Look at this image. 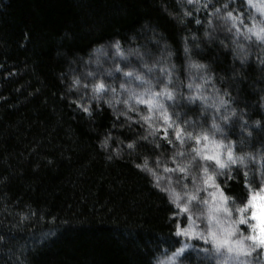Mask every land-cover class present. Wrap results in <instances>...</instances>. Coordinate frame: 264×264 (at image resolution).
Masks as SVG:
<instances>
[{"label": "trees", "instance_id": "trees-1", "mask_svg": "<svg viewBox=\"0 0 264 264\" xmlns=\"http://www.w3.org/2000/svg\"><path fill=\"white\" fill-rule=\"evenodd\" d=\"M250 11L245 0H0V264L176 253L177 209L151 172L176 165L192 133L230 146L235 162L214 180L229 203L248 201L264 183V42L245 43L236 24ZM200 250L180 263L213 264Z\"/></svg>", "mask_w": 264, "mask_h": 264}, {"label": "rangeland", "instance_id": "rangeland-1", "mask_svg": "<svg viewBox=\"0 0 264 264\" xmlns=\"http://www.w3.org/2000/svg\"><path fill=\"white\" fill-rule=\"evenodd\" d=\"M245 1L248 8L251 9L249 13L251 15L247 19L249 20L253 17L254 21H259L255 22V25L252 27L245 24L247 19L236 23L242 33L243 41L246 43L255 38L264 42V0ZM125 95L130 97L139 96V94L130 92L127 89L125 90ZM127 96L126 98H129ZM140 99L141 97H138V100ZM150 103L151 99H148V104ZM191 136H193V133ZM196 143L197 141L195 139L192 140V138L188 139V142L185 143L179 142L181 149L175 157L179 159L178 163L169 168L164 164H156L157 169L154 168L155 170H152L154 172H151V174L154 173L157 185L163 190L166 189L170 199L174 202L177 209L178 226L187 228L188 224L191 223L197 233L212 229L219 236H224L226 235L225 229L231 231L235 226L234 222L239 218L237 209L243 208L244 217L248 221L247 225L239 226L243 230V234L248 235L249 232L258 233L260 227L264 226V183L261 184L258 190L251 192L248 201L243 205L233 202L229 203L228 199L225 202L221 198L220 188L216 185L217 181L213 180V177H216L213 169L219 170L220 168L214 162L204 159L205 155H212L217 152L223 154L224 143L214 142L210 138L209 140L201 139L197 145ZM181 162H185L189 168L185 171H180L181 168L178 165ZM205 167H207V172L204 171ZM168 169L176 170L169 171ZM193 197H196V199H193ZM178 204L181 207L187 206L189 208L187 215L190 219L188 221L185 218L186 214L177 207ZM225 208L228 211H225ZM229 212L232 213L231 216ZM210 218L211 222H209ZM181 238L183 242L182 247L176 253L161 258L158 264H182L183 260L180 263V258L195 248L201 249L199 253L207 254L208 256L205 254L201 255V258L209 260L210 263L213 261V264H224L228 258H231V264H264V250L258 249L247 256L239 252H217L214 245L205 244L203 240L193 239L191 236ZM233 247H236L235 243ZM205 249H208V251L206 252Z\"/></svg>", "mask_w": 264, "mask_h": 264}, {"label": "snow or ice", "instance_id": "snow-or-ice-1", "mask_svg": "<svg viewBox=\"0 0 264 264\" xmlns=\"http://www.w3.org/2000/svg\"><path fill=\"white\" fill-rule=\"evenodd\" d=\"M189 2L191 3V0H189ZM229 18H233L232 17V13H228ZM117 47H119V45H117ZM126 75L131 76L132 73H126ZM105 87V85L103 83L97 85V90H103ZM172 97L169 95V99H171ZM85 111H87V109H84ZM147 119V118H145ZM169 120L171 119L170 117L168 118ZM181 131H183L181 129ZM177 138H180V132L176 133ZM190 138L195 139L197 141V143H199L201 141V139L203 140H209V137L206 134H203L201 136H191V134H189ZM183 141H181L182 143ZM169 143H171V141H169ZM129 147H133V145H129ZM228 148V152H227V161L228 162H222L221 161V156L223 155L220 152H217L216 154H212V155H205L204 159L208 160V161H212L214 162L215 165H218L220 169H227L230 168V163H234L235 159L233 157V153L231 151L230 146H224ZM181 155H183V153H181ZM147 167V165L145 164V168ZM169 171H175L176 169H168ZM151 171V170H149ZM180 171H185V169H180ZM204 171L207 172V167L204 168ZM154 174V173H153ZM221 175H223V172H220ZM214 180V177H213ZM218 187V185H217ZM165 191H167L165 189ZM221 198L227 202V197L223 195V191L221 189ZM193 199H196V197H193ZM241 203H244L243 201ZM178 208H180V210L186 214V221H188L190 219V217H188V213H189V208L187 206H183L181 207L179 204L177 205ZM225 211H228L227 208L224 209ZM237 212L239 213V218L237 221L234 222V227L232 228L231 231H228L225 229L226 235L224 236H219L218 233L212 229H208L206 232H199L197 233L193 227V225L191 223L188 224L187 228H184L182 226H179L177 231H176V235L178 237H189L191 236L193 239H197V240H203L205 242V244H210V245H214L215 250L217 252H224L227 251L228 253H242L244 255H251L252 252L259 250H264V226L260 227V230L258 233L255 232H249L248 235H244L243 234V230L239 227L240 225H247L248 221L245 219L244 217V209L243 208H239L237 209ZM229 215L231 216L232 213L229 212ZM209 222H211V218L209 220ZM217 223H219V221H217ZM177 243H179V241H177ZM235 243L236 247H233V244ZM205 251L207 252L208 249H205ZM224 264H231V258H228L225 260Z\"/></svg>", "mask_w": 264, "mask_h": 264}]
</instances>
